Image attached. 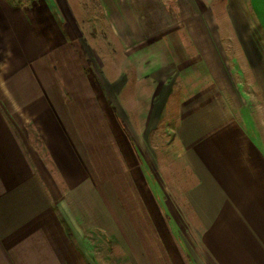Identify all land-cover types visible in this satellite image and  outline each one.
I'll list each match as a JSON object with an SVG mask.
<instances>
[{"label":"crops","instance_id":"obj_1","mask_svg":"<svg viewBox=\"0 0 264 264\" xmlns=\"http://www.w3.org/2000/svg\"><path fill=\"white\" fill-rule=\"evenodd\" d=\"M100 1L120 57L151 63L105 93L116 147L105 118L95 136L86 112L54 109L35 115L41 152L0 110V264H89L73 211L134 264H264V51L236 30L239 1L207 12L195 0L176 29L166 26L184 0ZM147 4L144 19L136 6ZM8 7L0 0L2 21ZM230 24L241 43L224 48L216 38L222 26L233 37Z\"/></svg>","mask_w":264,"mask_h":264},{"label":"rangeland","instance_id":"obj_2","mask_svg":"<svg viewBox=\"0 0 264 264\" xmlns=\"http://www.w3.org/2000/svg\"><path fill=\"white\" fill-rule=\"evenodd\" d=\"M238 1L241 21L236 30L244 36L240 38L246 47L253 45L264 51V0ZM194 2L184 0L179 6L175 5V21L171 22L173 25L168 22L171 25L166 27L174 26L176 29L180 24L177 20L182 13L179 14L180 8L194 13ZM228 2L202 0L198 7L202 11L205 8L207 12L210 9L217 11L218 8L226 11ZM8 3V8L12 10L5 15L8 21L0 19V110L13 114L16 129L19 126L21 134L27 136L37 149L42 146L35 128V115L44 110L50 114V110L54 109L86 112L89 124L95 126V136L102 135L96 132L105 118V123L111 126V146L116 147L120 122L111 106L112 101H108L105 93L109 88L116 92L120 78L125 79L126 75L141 76V71L149 67L150 58H141L142 53L138 52L128 53L138 56V61L130 59L128 54L126 59L120 57L124 41L112 31L100 0H8ZM147 5L136 6L144 19V14L152 8ZM147 23L150 22L143 21V25ZM163 23L167 24L166 21ZM229 27L233 37L222 26L223 33L216 38V43L224 48L241 43L234 26ZM130 39H139L133 45L142 49L149 42L142 37ZM147 39L162 40L161 37ZM167 39L176 44L185 42L178 36ZM233 56L229 53L228 60L240 67L239 63H234ZM234 72L240 80L246 79L243 77L244 69H234ZM254 88L257 87L245 85V89L255 97ZM129 140V146L135 148L134 139ZM79 147L82 154L81 148L85 145ZM72 216L76 242L87 255L89 264H134L130 255L114 239H108L101 229L88 226L80 212L73 211Z\"/></svg>","mask_w":264,"mask_h":264}]
</instances>
